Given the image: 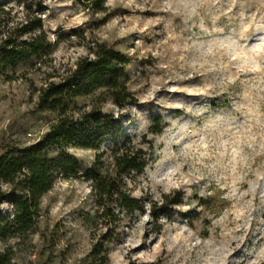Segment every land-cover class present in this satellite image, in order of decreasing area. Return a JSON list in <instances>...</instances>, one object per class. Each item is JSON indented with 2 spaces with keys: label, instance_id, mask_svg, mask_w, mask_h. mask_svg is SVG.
<instances>
[{
  "label": "rangeland",
  "instance_id": "obj_1",
  "mask_svg": "<svg viewBox=\"0 0 264 264\" xmlns=\"http://www.w3.org/2000/svg\"><path fill=\"white\" fill-rule=\"evenodd\" d=\"M24 5L40 13L53 50L0 74V155L42 140L56 114L39 109V89L105 44L130 58L125 78L136 102L102 109L117 117V140L141 142L151 158L128 176L132 196L179 201L166 215L147 209L95 231L83 221L94 207L83 173L96 151L52 149L75 157L79 172L42 197L30 231L0 238V261L81 264L109 234L107 264H262L264 0H106L98 13L74 0L10 1L0 30L24 21ZM156 117L159 134L151 133ZM113 144L108 137L102 149ZM1 190L0 217H11L12 196Z\"/></svg>",
  "mask_w": 264,
  "mask_h": 264
},
{
  "label": "trees",
  "instance_id": "obj_2",
  "mask_svg": "<svg viewBox=\"0 0 264 264\" xmlns=\"http://www.w3.org/2000/svg\"><path fill=\"white\" fill-rule=\"evenodd\" d=\"M10 1L26 3L27 0H0V14ZM93 13L105 9L106 0H74ZM25 7V18L16 26L5 23L0 30V74L16 70L33 60L43 62L53 50V45L42 28L40 13ZM130 58L105 44H97L92 57L78 60L73 69L49 80L39 89L38 106L41 110L56 114L55 122L39 142L0 155V196L4 184L11 194V217H0V238L24 234L30 231L40 217L42 197L55 182L79 172L75 157L68 153L50 156L52 149L68 147L96 151L91 167L83 173L93 195V211L83 215L84 223L95 231L102 228L109 233L122 218L143 214L149 210L152 218L166 215L171 205L179 200H165L152 204L132 196L128 176L140 175L151 161L142 143H135L122 133L113 112H105L102 106L111 102L122 110L136 98L128 89L126 67ZM56 77L50 74L49 79ZM151 127V133L161 132L159 118ZM114 144L102 149L106 138ZM144 143V142H143ZM104 238H102V237ZM91 244L89 253L81 264H107L110 235L101 234ZM1 260V259H0ZM0 264H4L0 261ZM264 264V262L262 263Z\"/></svg>",
  "mask_w": 264,
  "mask_h": 264
}]
</instances>
